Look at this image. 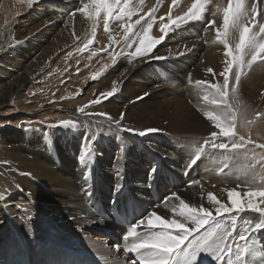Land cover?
Masks as SVG:
<instances>
[{
	"label": "bare ground",
	"instance_id": "6f19581e",
	"mask_svg": "<svg viewBox=\"0 0 264 264\" xmlns=\"http://www.w3.org/2000/svg\"><path fill=\"white\" fill-rule=\"evenodd\" d=\"M252 1L243 3L244 12L249 13L244 23L251 33H257L264 24V0L259 1L260 14L256 20L251 16ZM195 2L143 0L141 4V0H131L130 7L137 9L132 22L144 19L130 37L146 27L151 8L156 7L157 11L148 35L159 39L164 35L160 31L162 25L171 24L169 15L173 20L183 17ZM229 2L204 0L203 19L187 24L181 21L180 28L172 25L150 54L167 59L149 61L131 55L137 43L131 48L124 47L121 21L109 19L103 10L95 20L82 11L83 5L91 4V0H34L31 11L48 23L44 31L36 32L31 25L24 32L12 30L20 22L19 16L29 13L28 0H0V114L10 103L19 112L11 121L15 124L13 128L3 126L5 120L0 119V264H10L11 258L20 256L24 264H67L69 251L95 256L91 260L94 264H131L126 253L134 255L132 259H136V254L126 248L135 239L128 244L120 243L116 229L95 215L92 204L109 208L133 204L142 211L140 220L152 211L164 219L178 218L173 208L179 200L173 197L162 204L155 203L150 192L153 188L160 192L161 201L176 193L190 205L204 207H211L208 194L230 205L227 193L237 189L245 211L239 213L235 231L242 230L248 222L264 220L247 208L244 195L248 187L264 188V180L260 179L264 176V149L256 147L264 145V61L245 67L238 85H235L236 65L229 73L228 103L236 113L235 127L231 139L218 136L216 140L229 143V150L205 144L211 132L219 133L220 129L207 119V112L214 106L203 100L205 94L211 100L212 90L195 83L202 80L209 85L223 84L221 73L231 57L226 55L217 31H223V10ZM174 8L176 13L172 14ZM89 11L95 14L94 8ZM118 15L117 8L113 17ZM209 22H214L212 27H206ZM57 30L60 37L49 36L50 31ZM67 31V34L80 31L83 45L92 39L87 52L93 56L86 59L79 54L80 59L63 63L61 58L72 52L70 44L79 41L61 38ZM223 39L235 54L239 32L232 28L231 22ZM111 53L117 54L115 64ZM248 59L245 55V60ZM46 71L52 78L43 96L24 87ZM94 73H99L101 83L96 96L87 105L68 108L65 92L75 91L78 79ZM52 81L62 82L66 87L57 96L58 107L44 105V96L57 89L50 84ZM114 84L115 95L101 96L111 91ZM97 99L100 102L93 103ZM254 105L258 119L249 110ZM81 108L84 112L78 111ZM121 113L120 126L101 115L119 120ZM61 122H67L68 126H61ZM127 128H157L162 132L137 135ZM239 137L244 138L245 147L240 149L241 158L237 159L231 142ZM249 140L251 143H247ZM200 147H204V152L189 170L188 165ZM244 153L247 159L243 158ZM244 169L249 170V179L255 176L251 185L242 178ZM192 181L199 184H191ZM253 201L264 207V198L253 197ZM139 230L150 231L145 227ZM155 230H160L159 225ZM256 234L264 248V231ZM243 257L244 254L234 253L226 264H242Z\"/></svg>",
	"mask_w": 264,
	"mask_h": 264
},
{
	"label": "snow or ice",
	"instance_id": "6c2138e0",
	"mask_svg": "<svg viewBox=\"0 0 264 264\" xmlns=\"http://www.w3.org/2000/svg\"><path fill=\"white\" fill-rule=\"evenodd\" d=\"M34 0H28V6H33ZM159 2V0H158ZM176 0H173L175 4ZM204 0H196L195 3L188 9L187 13L178 19L173 20L169 15L171 24H163L160 31L164 33L159 39H152L149 37L148 32L153 27L154 14L157 11L156 7L151 8L148 12L150 19L146 21V27H141L138 33L133 34L131 37L129 34L133 33V29L136 25L141 23L140 19H137L134 23L132 17L136 15L137 9L130 7L131 0H91V4H84L82 11L87 13L90 19L95 20L96 16L103 10L109 19H116L121 21L120 27L124 32V47L131 48L133 43H137L138 46L135 51L131 53L132 56L140 57L149 61L165 60L167 57L161 55H150L153 48L160 44L167 36L172 25L176 28L181 27V21L185 24L189 22L201 21L203 19L202 13L204 11L202 4ZM143 0H141V4ZM244 0H230L229 6L224 8V23L223 31H217V36L221 38L226 47V55L231 57L227 62L224 71L221 73L224 76L223 84H207L205 81L197 80L195 83L197 86L210 87L212 90V98L209 101V95L205 94L203 100L210 102L214 109L207 112V119L212 121L220 132H211L208 140L205 144L211 143L213 149L229 150V143L220 142L216 140L218 136H226L230 139L233 137V129L235 127L236 113L232 112L231 105L228 103L229 96V73L232 71L233 65H236L237 72L235 74V85H238L241 80V73L245 67H251L258 60L264 61V24L259 26L257 33H251L244 20L248 18L249 13L243 10ZM90 8L95 9V14L89 11ZM118 8L119 15L113 17V12ZM143 9H140L142 11ZM80 11V10H78ZM256 7H252L251 16L254 18L256 14ZM239 32V43L236 46L235 54L231 47H228V42L223 39L227 36L229 27ZM214 22H209L206 27H212ZM105 30L108 29V20H105ZM174 30V29H172ZM92 35L95 36V26L92 29ZM93 43L92 39H88L83 48L79 51L84 52L89 49V46ZM247 48V52L245 49ZM191 51V49H188ZM112 57V63L116 62V53L110 54ZM183 55V53H180ZM245 55L250 59L245 60ZM105 68L108 65L104 66ZM209 72L212 69H208ZM99 73L93 74L95 79ZM234 85V87H235ZM117 93V87H112L111 91L101 93V96L111 98ZM147 95V94H145ZM142 97H137L141 99ZM233 100L238 104V99L233 94ZM97 99L93 103H99ZM78 111L84 112L81 108ZM107 116L109 122L120 126L123 120V113H121L120 119L117 120L108 114H101ZM247 119L246 115L244 117ZM61 126L67 127V122H61ZM56 127V125H52ZM129 132H133L137 135H148L152 133L162 132V129L147 128L144 130H137L132 128L125 129ZM247 143H251L249 140ZM245 147L243 137L238 139H232L231 150L237 159L241 158L240 149ZM261 149H264V145H257ZM204 152V147H200L196 151L195 158L191 160L188 165L190 170L198 160L201 158V154ZM243 158L247 159V153L243 154ZM187 174V170L185 171ZM242 178L245 179L246 184L251 185L255 181V176L249 179V170H242ZM264 180V176L260 177ZM191 184H199V181H192ZM228 198L230 205L226 204L213 194H208L207 199L211 204V207H204L203 204L190 205L181 199L176 193H173L168 199L175 198L179 200V204L174 206L173 214L178 218L164 219L157 214L156 211H152L146 218L140 220L134 227L131 228L125 239L129 236L134 237L135 240L127 248V252L136 254V259H133L131 264H195L198 259V255L201 252H209L213 254V257L217 260V264H226L227 258L231 257L234 253L246 254L249 251L247 242L249 238L256 233L264 231V220H259L256 223L248 222L242 228V230L236 232L237 217L239 213L245 211L244 204L239 197L241 193L237 189L229 190ZM244 195L247 196V208L251 209L255 213H259L261 217H264V207L258 206L253 197L264 198V188L253 190L252 187H248V190ZM186 206V207H185ZM19 207V206H18ZM191 209L192 211H189ZM235 212V214H233ZM215 213V214H214ZM228 214V219L223 220L221 217ZM30 219V217H28ZM159 225L160 230H155ZM145 227L150 229L148 233H139L138 228ZM242 242V243H241Z\"/></svg>",
	"mask_w": 264,
	"mask_h": 264
},
{
	"label": "rangeland",
	"instance_id": "374dc122",
	"mask_svg": "<svg viewBox=\"0 0 264 264\" xmlns=\"http://www.w3.org/2000/svg\"><path fill=\"white\" fill-rule=\"evenodd\" d=\"M34 7H36V6H34ZM0 8H1V6H0ZM31 8H33V6ZM31 8H29V10H28L29 13H27L26 15H23V16H19L18 20L20 22H17L16 24H14V26L12 28L13 31L20 30L21 32H24L26 29V26H30V25H31V29H33L34 32L39 31V30L44 31L48 27V23H46V24L43 23L41 17H35V14L33 12L34 10L31 11ZM175 10H176V8L172 9L171 13L175 14L176 13ZM60 14H62V12ZM32 19L35 22L34 24H32ZM65 33L67 34L68 31ZM48 34H49V36L60 37L59 30L50 31ZM62 37H72V38L79 39L78 42H75L74 44L73 43L70 44V46L72 47V52L71 51L67 52L65 54V56H63L61 58V61L63 63H67L68 61H73L75 59H80L81 57L78 56L79 54L86 59L93 56V54H89L87 51H84V52L79 51V49L83 48V46H84L83 43L81 42L83 39V36L80 34V31H70L69 34H67L65 36H61V38ZM8 38H10L9 35H8ZM8 38L5 40V42L8 41ZM75 53H77V54H75ZM71 59H73V60H71ZM78 63L81 64L82 62L78 61ZM50 69L51 68L49 67V70ZM50 78H52V74H49V72L46 71L43 74L36 76V81H34L30 84L27 83L28 85L25 84L24 87L31 88L32 90H30V92L37 90L40 93V95L43 96L44 90H47V86H48ZM77 83H78V89H76L75 91L69 90V91L65 92V94L68 98V101L66 102V105L68 108L73 107V105H75L77 107L87 105L96 96L98 89L101 85V83L98 79V76L95 79H93V75H88V76L82 77V78L78 79ZM50 84L52 86H57V89L55 91L51 92L49 95L44 96V100H45L44 105H53V106L58 107L60 99L57 96H58L59 92L64 91L66 89V87L64 86V84L62 82L57 84L55 81H52ZM252 108H254V109H252ZM249 110H251V112H252L251 114H253V115L255 114L256 118L258 119L259 114H257V112L254 113L257 110L255 105L252 107L250 106ZM1 113H2V115L0 114V119L5 120V123L2 125L7 127V128L8 127L13 128L15 124L11 121L14 120L16 118V116L19 114V112L14 110V104L10 103L8 106H4L1 109ZM251 114H249V115H251ZM105 238H107V237L105 236ZM132 260H128V261L130 262Z\"/></svg>",
	"mask_w": 264,
	"mask_h": 264
},
{
	"label": "clouds",
	"instance_id": "9594fccd",
	"mask_svg": "<svg viewBox=\"0 0 264 264\" xmlns=\"http://www.w3.org/2000/svg\"><path fill=\"white\" fill-rule=\"evenodd\" d=\"M186 207V206H185ZM189 211H192L191 209H189Z\"/></svg>",
	"mask_w": 264,
	"mask_h": 264
}]
</instances>
